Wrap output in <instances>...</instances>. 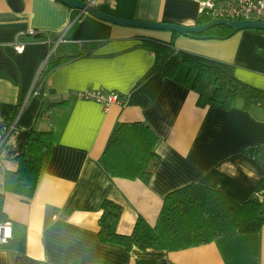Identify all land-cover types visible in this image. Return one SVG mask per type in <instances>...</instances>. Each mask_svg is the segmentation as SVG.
<instances>
[{
	"label": "crops",
	"instance_id": "0c3cea01",
	"mask_svg": "<svg viewBox=\"0 0 264 264\" xmlns=\"http://www.w3.org/2000/svg\"><path fill=\"white\" fill-rule=\"evenodd\" d=\"M14 1L16 9L12 0H0V123L14 124L0 143V192L10 230L0 264H264V225L177 251L125 249L98 238L104 199L121 206L116 231L128 235L138 215L153 225L166 194L190 183L237 202L258 195L260 107L244 109L240 99L229 109L207 103L211 78L195 90L184 81L185 65L173 78L139 80L154 62L150 44L172 41L176 56L231 68L237 79L264 90V33L242 29L222 39L199 38L109 23L58 0ZM198 1L95 0L93 6L126 19L195 25ZM28 29L41 36L27 35ZM46 34H60L63 42L49 57ZM80 42L96 45L43 74L49 61L70 51L64 43ZM36 78L41 91L32 96ZM85 89L118 92L125 104L104 108L77 98ZM129 122H143L159 137L148 182L111 177L103 166L110 133ZM31 128L53 130L55 143L34 195L24 200L4 192L3 180L17 169L15 156ZM250 146H259L254 157L243 152Z\"/></svg>",
	"mask_w": 264,
	"mask_h": 264
},
{
	"label": "trees",
	"instance_id": "16d2710c",
	"mask_svg": "<svg viewBox=\"0 0 264 264\" xmlns=\"http://www.w3.org/2000/svg\"><path fill=\"white\" fill-rule=\"evenodd\" d=\"M208 21L210 18L200 16L195 25ZM231 34L226 26L216 25L191 35L222 39ZM54 35L50 36L56 38ZM63 45L71 48L70 51L57 56L54 61H49L43 74L63 62L89 54L90 45L93 48L96 44L87 43L88 47L82 42ZM150 45L154 62L140 82L151 75L173 78L180 66L185 65L187 72L184 81L191 88L199 90L204 80L211 78L213 90L207 103L229 109L240 99L244 109L257 106L264 111V90L240 81L231 68L226 69L190 57H178L173 52L172 41L153 42ZM38 115H42L41 110ZM158 141L157 134L143 122L119 124L110 133L102 152L106 173L111 177L148 182L159 160L155 152ZM54 143L53 130L31 128L22 151L15 156L17 169L5 173L4 192L18 195L24 200L30 199L50 161ZM243 152L254 157L259 152V146L246 147ZM260 166L262 175L258 181L256 197L237 202L219 189L190 183L166 194L153 225L138 215L128 235L116 231L122 212L121 206L104 199L98 219V238L103 243L118 244L125 249L135 246L140 250L151 248L177 251L210 243L234 231H258L264 225V159ZM3 203L4 193L0 192V224L8 219Z\"/></svg>",
	"mask_w": 264,
	"mask_h": 264
},
{
	"label": "built area",
	"instance_id": "2783aa9c",
	"mask_svg": "<svg viewBox=\"0 0 264 264\" xmlns=\"http://www.w3.org/2000/svg\"><path fill=\"white\" fill-rule=\"evenodd\" d=\"M87 4L93 5L95 0H87ZM198 13L200 16L214 19H228V20H243L253 19L264 22V0H199ZM27 35H37L38 33L33 29L26 31ZM56 38L46 34V42L49 45L47 57L54 53L56 46L62 41L60 34L55 35ZM21 50L22 46H16ZM32 84L31 95L39 96L40 83L37 80ZM79 99H89L100 103L104 108L112 104L123 106L124 100L120 94L115 91H106L103 89H85L76 93ZM47 116V114H44ZM14 124L0 123V143L9 135L13 130ZM10 238V230L8 222L0 224V245L6 243Z\"/></svg>",
	"mask_w": 264,
	"mask_h": 264
},
{
	"label": "water",
	"instance_id": "95a60500",
	"mask_svg": "<svg viewBox=\"0 0 264 264\" xmlns=\"http://www.w3.org/2000/svg\"><path fill=\"white\" fill-rule=\"evenodd\" d=\"M70 8L78 9L82 12H86L102 21H106L113 24L130 26L136 28H145L153 30H167L180 35L192 36L191 34H199L206 29L216 26L223 25L231 30L232 33L242 29H256L264 31V22L243 19V20H228V19H214L200 25H180L166 22H148L135 19H126L118 16H114L108 13L101 12L94 8L93 5L87 4L84 0H58ZM12 7L16 9V1L12 0Z\"/></svg>",
	"mask_w": 264,
	"mask_h": 264
},
{
	"label": "rangeland",
	"instance_id": "374dc122",
	"mask_svg": "<svg viewBox=\"0 0 264 264\" xmlns=\"http://www.w3.org/2000/svg\"><path fill=\"white\" fill-rule=\"evenodd\" d=\"M251 30H256V29H251ZM240 30L236 31V32H239ZM263 209H264V205H263Z\"/></svg>",
	"mask_w": 264,
	"mask_h": 264
}]
</instances>
